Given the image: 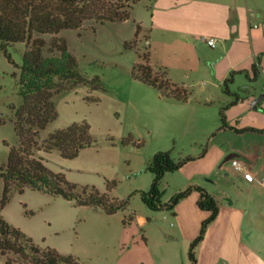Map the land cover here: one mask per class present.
<instances>
[{
    "label": "rangeland",
    "instance_id": "rangeland-1",
    "mask_svg": "<svg viewBox=\"0 0 264 264\" xmlns=\"http://www.w3.org/2000/svg\"><path fill=\"white\" fill-rule=\"evenodd\" d=\"M157 2L139 0L132 8L131 17L124 21L97 24L90 20L82 28L59 32L77 56L80 70L91 79L100 78L101 86L95 90L77 86L57 94L54 100L59 116L39 135L41 143L50 132L87 120L96 142L81 149L78 156L65 158L57 149H41L38 154L45 157L51 169L64 172L68 180L80 186L94 185L112 196L128 197V206L108 214L101 208L78 205L63 196L27 186L24 191L14 188L0 211V216L20 227L36 244L71 253L82 264H192L188 241L178 231L173 210L151 209L142 200L139 190H147L152 185L154 173L148 169V164L158 150H172L176 159L197 154L202 150L200 142L205 138L206 129L222 124L219 112L227 94L223 92V82L219 83L222 58L216 70L215 52L219 48L223 52V48L211 47L200 40L199 35L188 36L153 26ZM192 4L199 11L192 15L198 13V18L203 19L209 11L205 8L209 6L208 0H192ZM260 19H255L258 25L262 24ZM138 24L141 30L137 46L126 48L125 42L135 38ZM36 35L47 39L53 36ZM8 50L14 62L5 54L0 40V167L8 160L6 143L19 142L13 105L19 106L23 101L19 94V77L26 45L12 43ZM145 53H149L155 71L166 70L172 81L188 87L191 94L188 103L167 98L157 88L135 77L133 67L146 62ZM211 98L214 104L209 105L206 100ZM263 101L264 98V106ZM261 107H251L247 112L242 104L232 107V116L238 120L235 125L264 128L259 125L264 124V108ZM130 135L133 140L124 142ZM257 135L249 131L236 134L235 139L249 146ZM261 152V162H264V151ZM213 162L211 157L205 160V163ZM221 164L213 170L216 179L213 178L216 182L213 190L219 197L229 191L238 201L250 202L249 190L253 194H264L263 189H251L234 176L232 180H236V184L227 183V172L231 177L236 170L229 159ZM196 175L201 180L206 177L202 173ZM109 180L116 181L111 189H108ZM185 182L184 171L169 172L162 181L166 190L163 200H169ZM3 187L4 180L0 178V197ZM9 258L14 264H29L14 252L0 254V264H5Z\"/></svg>",
    "mask_w": 264,
    "mask_h": 264
},
{
    "label": "trees",
    "instance_id": "trees-1",
    "mask_svg": "<svg viewBox=\"0 0 264 264\" xmlns=\"http://www.w3.org/2000/svg\"><path fill=\"white\" fill-rule=\"evenodd\" d=\"M139 0H0V40L1 47L10 61H13L8 45L24 42L26 50L23 63L20 65L19 94L22 103L13 105L15 109V130L19 136L17 144H9L7 163L0 167V178L4 180L3 193L0 197V211L10 199L14 188L24 191L27 186L46 191L53 195L63 196L78 205H91L101 208L108 214L125 209L129 198L112 196L108 191H102L96 186H80L68 180L62 171L51 169L44 156L38 151L59 150L65 158H74L81 149L91 146L96 139L87 121H76L64 128H59L40 143L39 135L42 129L58 118L54 97L77 86H87L95 90L101 86L100 78L86 76L79 68L77 56L70 50L65 36L59 35L63 29L82 28L87 21L97 24L107 21H124L131 17L132 8ZM95 27V25H94ZM141 25H137L136 36L125 42L126 48L137 46V37ZM39 34H53L50 39ZM146 62L136 63L133 74L148 85L157 88L162 95L178 101L186 102L190 91L184 84L172 81L167 71L158 72L150 63L149 53L144 54ZM14 62V61H13ZM232 71L229 78L223 82L224 92L234 96L233 100L220 107L223 125L226 124V110L238 102L241 92H232L229 83L233 81ZM252 81L259 75L258 63L252 66ZM249 84L240 88L245 92ZM90 99H98L89 96ZM261 102L257 104V108ZM237 129V128H236ZM239 130V129H237ZM242 131V130H239ZM133 140V136L124 142ZM195 156L187 155L176 159L172 150H158L150 159L148 169L154 173V179L149 189H140L142 200L151 209L167 208L173 210L177 204L196 189L200 192L198 205L210 211L202 221L201 229L190 244L189 257L192 264H197V247L204 239L209 225L220 213L219 201L214 194L201 185H191L173 194L169 200H163L165 189L162 187L163 177L167 172L180 169ZM116 181H108L111 189ZM137 191V190H136ZM14 252L23 256L29 264H82L79 258L71 253L65 254L57 248L36 244L33 238L20 227L11 224L0 216V254ZM5 264H14L7 259Z\"/></svg>",
    "mask_w": 264,
    "mask_h": 264
},
{
    "label": "crops",
    "instance_id": "crops-1",
    "mask_svg": "<svg viewBox=\"0 0 264 264\" xmlns=\"http://www.w3.org/2000/svg\"><path fill=\"white\" fill-rule=\"evenodd\" d=\"M208 4L209 6L205 8L209 11L205 12V17L200 20L198 13L192 15L194 12H199L197 6L192 4V0H158L152 16V25L157 28L180 31L188 36L199 35L203 42H206L203 37L208 35L207 33L216 36L218 43L215 47L220 45L223 48V52L220 48L215 52L216 70L219 62L221 60L223 62L219 70V83L222 84L229 78L232 71H238L234 74L233 81L229 83V88L232 92H241L242 96L226 110V124L222 123L206 129L205 138L200 142L202 150L197 154H188L195 158L176 170V172L181 170L185 172L186 182L175 193L191 185H201L219 201L220 213L209 225L204 239L197 247V264H264V194H253L249 190L250 202H240L230 196L229 191H225L224 196L219 197L213 190L216 183L214 168L221 163L223 166L226 159L231 162V156L241 157L250 164L259 178L264 176V162H261L260 157L261 151H264V128L238 127L235 125L238 120L231 113L232 107L238 104H242L244 111L247 112L253 107V101L258 95L264 92V0H208ZM258 18H261L262 24L258 25L255 22ZM199 24L201 25L198 26ZM199 28L201 29L198 30ZM204 29L207 30L206 33L203 32ZM241 51L245 52L240 53ZM254 63H258L259 75L251 81L247 77V72L253 76ZM233 84L236 86L233 87ZM246 84L250 85L247 91H240V88ZM226 94L227 98L223 104L234 99V96ZM206 101L210 102L209 105L214 104L212 98ZM260 102L262 106L260 107L264 108L262 100ZM249 131L258 134L249 146L235 139L236 134ZM210 157L214 162L205 163ZM201 173L206 176L204 180L197 178L196 174ZM227 175L225 177L227 183L236 184V180H232L234 176L236 179H241V184L249 185L251 189L264 190V185L260 181H249L242 172L234 171L231 177L227 172ZM199 198L200 192L193 189L173 211L178 231L188 241V251L192 240L200 232L202 221L210 214V211L198 205ZM170 237L175 236L170 235Z\"/></svg>",
    "mask_w": 264,
    "mask_h": 264
},
{
    "label": "built area",
    "instance_id": "built-area-1",
    "mask_svg": "<svg viewBox=\"0 0 264 264\" xmlns=\"http://www.w3.org/2000/svg\"><path fill=\"white\" fill-rule=\"evenodd\" d=\"M203 39L211 46L215 47L218 43L216 36H204ZM232 165L237 172H242L249 181H260L264 185V176L258 177L252 170L250 164L239 156L231 157Z\"/></svg>",
    "mask_w": 264,
    "mask_h": 264
},
{
    "label": "water",
    "instance_id": "water-1",
    "mask_svg": "<svg viewBox=\"0 0 264 264\" xmlns=\"http://www.w3.org/2000/svg\"><path fill=\"white\" fill-rule=\"evenodd\" d=\"M263 98H264V93L261 94L259 97H257V98L253 101L252 106H253V107H257V104H258ZM231 157H233V156H231Z\"/></svg>",
    "mask_w": 264,
    "mask_h": 264
}]
</instances>
